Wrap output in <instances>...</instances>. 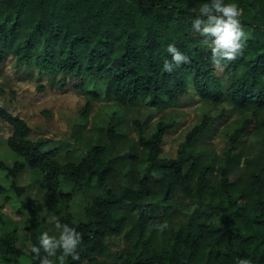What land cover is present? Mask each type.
Masks as SVG:
<instances>
[{
    "label": "trees",
    "instance_id": "16d2710c",
    "mask_svg": "<svg viewBox=\"0 0 264 264\" xmlns=\"http://www.w3.org/2000/svg\"><path fill=\"white\" fill-rule=\"evenodd\" d=\"M203 2L0 0V62L32 68L57 90L74 83L75 90L95 100L126 107L144 102L159 109L193 94L213 104L229 103L245 114L229 138L218 171L211 163L200 166V156L190 153L213 116L204 115L189 129L175 157L162 156L165 136L175 121L158 122L149 136L136 121L144 169L133 187L115 191L108 186L117 161L111 148L117 134L112 125L109 143L92 145L78 162H62L58 149L49 147V138L33 137L25 118L0 108V119L11 127L7 145L17 156L12 165L1 162L0 167L18 197L26 188L17 178L26 168L42 174L47 191L58 189L63 179L76 188L101 190L85 206V221L76 222L71 214L58 218L82 237L79 260L68 257L65 264H111L107 258L116 256L125 257L124 264H236L238 257L264 264V8L253 20L239 17L252 35L237 58L220 68L212 64L210 41L192 28ZM235 2L244 7L248 0ZM170 43L187 54L189 62L166 72ZM90 106L88 99L81 113L87 114ZM252 140L261 144L255 156L247 150ZM211 173L218 180L212 182ZM6 189L0 185L1 192ZM178 196L188 200L184 207H209L220 218L212 221L210 213L193 214L170 232L162 247L147 251V242L142 243L146 231L170 225L153 199L160 198L167 210ZM9 200L6 195L0 208ZM22 208L29 216L32 247L38 244L42 221L34 205L23 202ZM128 225L133 227L130 249L111 251V239ZM140 243L143 249L137 253ZM31 247L26 251L18 244L16 230L0 234V264H39Z\"/></svg>",
    "mask_w": 264,
    "mask_h": 264
},
{
    "label": "rangeland",
    "instance_id": "374dc122",
    "mask_svg": "<svg viewBox=\"0 0 264 264\" xmlns=\"http://www.w3.org/2000/svg\"><path fill=\"white\" fill-rule=\"evenodd\" d=\"M251 3H255L256 7L251 6ZM263 4L264 2L257 4L254 0H248L244 7H240V17L247 21L253 20L255 13L264 8ZM241 26L246 37H251V28ZM73 86L74 83L66 90H57L51 87L45 76H39L32 68L15 67L10 60L0 62V108L25 118L32 127L33 137L49 138V147L58 149V158L62 162H78L92 145L109 143L108 129L111 125L115 128L116 142L111 144V148L112 155L117 158L116 169L108 179V186L115 191L133 187L144 169V163L140 159L141 149L137 145L136 121L143 125L146 136L151 135L158 122L175 121V127L165 136L162 152L163 157H175L177 148L189 129L204 115L213 116L209 130L197 139L190 153L200 156V166L211 163L214 170L218 171L229 138L245 117L244 113L229 103L213 104L199 100L193 94L183 97L175 106L166 109L150 107L144 102L126 107L112 101L92 99L75 90ZM88 99L91 106L88 113L83 115L81 110ZM10 134V125L0 119V163L6 165H12L17 159L7 145L6 140ZM248 144L247 150L253 156L260 152L261 144L258 141L252 140ZM196 177L197 175L194 179ZM209 179L212 182L218 180L213 173ZM17 183L26 188L21 197L10 188L6 171L0 167V185L7 188L4 192L0 191V204L6 195L10 196V200L0 208V234L16 230L18 244L26 251H29L31 241L27 230L29 216L22 208L23 202L36 207L42 221L39 233L48 229L52 234L56 231L53 217L58 219L65 214H71L76 222L85 221V206L101 193L98 187L76 188L65 179L58 189L47 191L43 186L42 174L30 168H26L18 176ZM152 202L159 203V212L168 218L170 225L146 231L142 243L147 242V251L162 247L168 241L170 232L180 229L193 214L210 213L212 221L220 218V213L209 207L198 208L194 204L184 207L188 200L182 196L173 198L170 201L171 207L167 210L163 208L160 198L153 199ZM132 228V225H128L121 235L111 239V251L122 253L130 249ZM142 249L143 245L140 243L135 251L138 253ZM107 259L111 264L125 262V257L120 256Z\"/></svg>",
    "mask_w": 264,
    "mask_h": 264
},
{
    "label": "clouds",
    "instance_id": "9594fccd",
    "mask_svg": "<svg viewBox=\"0 0 264 264\" xmlns=\"http://www.w3.org/2000/svg\"><path fill=\"white\" fill-rule=\"evenodd\" d=\"M198 13L191 22L192 28L205 37L206 42L210 41L213 66L223 68L227 62L237 58L247 39L239 19L242 9L235 0H204ZM167 52L171 60L164 61L163 70L166 72H172L174 67L189 62V56L175 44H168ZM52 220L56 231L52 234L48 229L41 231L37 237L38 244L31 247L39 264H65L68 257L73 261L79 260L77 249L82 240L80 232L74 226L62 224L59 219L53 217ZM41 249L43 256L40 255ZM236 264H253V261L248 257H238Z\"/></svg>",
    "mask_w": 264,
    "mask_h": 264
}]
</instances>
